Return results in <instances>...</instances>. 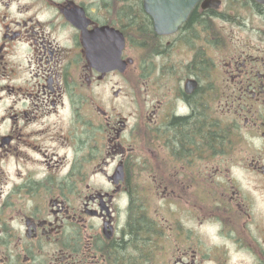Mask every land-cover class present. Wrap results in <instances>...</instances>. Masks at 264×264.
<instances>
[{
	"label": "flooded vegetation",
	"instance_id": "flooded-vegetation-1",
	"mask_svg": "<svg viewBox=\"0 0 264 264\" xmlns=\"http://www.w3.org/2000/svg\"><path fill=\"white\" fill-rule=\"evenodd\" d=\"M0 264H264V0H0Z\"/></svg>",
	"mask_w": 264,
	"mask_h": 264
},
{
	"label": "rangeland",
	"instance_id": "rangeland-1",
	"mask_svg": "<svg viewBox=\"0 0 264 264\" xmlns=\"http://www.w3.org/2000/svg\"><path fill=\"white\" fill-rule=\"evenodd\" d=\"M122 81L124 82V80L119 77H113L112 81L107 82V84L99 85L97 91H98V95L102 94L105 100L113 101L114 106L117 107V111L122 112L124 115L128 116L129 125L133 127V125L136 122V118L138 117L136 113L138 107L137 102L139 101V98H137V96L136 99H134V95L136 94V92H138V89L142 88L138 78L130 75L129 90L128 93H126L125 97H121L120 99L117 100L114 98L112 99L111 96H109L110 98H108V96L105 94L107 93L109 95L112 84H115L116 82H119L118 84L119 86L124 85L125 82L122 83ZM208 225L209 224L201 225L197 222L186 223L187 227H193L194 229L193 233H214L215 227Z\"/></svg>",
	"mask_w": 264,
	"mask_h": 264
},
{
	"label": "trees",
	"instance_id": "trees-1",
	"mask_svg": "<svg viewBox=\"0 0 264 264\" xmlns=\"http://www.w3.org/2000/svg\"><path fill=\"white\" fill-rule=\"evenodd\" d=\"M130 230L133 233H152L156 228L154 220L145 217L144 211L140 208L138 204L133 206V209L130 213V223H129Z\"/></svg>",
	"mask_w": 264,
	"mask_h": 264
},
{
	"label": "water",
	"instance_id": "water-1",
	"mask_svg": "<svg viewBox=\"0 0 264 264\" xmlns=\"http://www.w3.org/2000/svg\"><path fill=\"white\" fill-rule=\"evenodd\" d=\"M147 7H148L149 12H151V14H153L154 11H153L152 7H150L148 5H147ZM89 47L90 46L88 44V48ZM99 63L103 64V65L106 64V66H107L106 68H108V70H113V69H116V68H119L120 70H124V68H125V65L122 64V62H120L118 58L113 59V60H111V59L107 60L106 63H103V62L99 61Z\"/></svg>",
	"mask_w": 264,
	"mask_h": 264
},
{
	"label": "bare ground",
	"instance_id": "bare-ground-1",
	"mask_svg": "<svg viewBox=\"0 0 264 264\" xmlns=\"http://www.w3.org/2000/svg\"><path fill=\"white\" fill-rule=\"evenodd\" d=\"M168 136V135H167ZM203 137V136H202Z\"/></svg>",
	"mask_w": 264,
	"mask_h": 264
}]
</instances>
